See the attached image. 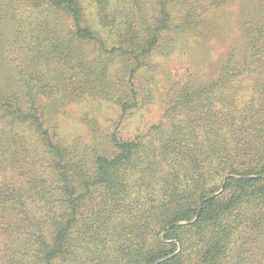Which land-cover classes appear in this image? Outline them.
Here are the masks:
<instances>
[{"label": "trees", "instance_id": "16d2710c", "mask_svg": "<svg viewBox=\"0 0 264 264\" xmlns=\"http://www.w3.org/2000/svg\"><path fill=\"white\" fill-rule=\"evenodd\" d=\"M91 1L98 23L0 0V264H264V0ZM234 3L242 49L172 84L147 135L66 144L67 98L127 113L153 53Z\"/></svg>", "mask_w": 264, "mask_h": 264}, {"label": "rangeland", "instance_id": "374dc122", "mask_svg": "<svg viewBox=\"0 0 264 264\" xmlns=\"http://www.w3.org/2000/svg\"><path fill=\"white\" fill-rule=\"evenodd\" d=\"M90 5L88 10L91 18L98 23L94 16L97 10L91 0ZM239 9L238 3L217 9L205 17L208 27L203 31L177 37V40H168V44L166 42L159 47L150 58L151 65L157 66V69L152 77L138 81L143 85L140 91H136L135 98L138 100L131 98L132 106H138L127 113H123L121 107L116 105L118 95L115 94L107 99L89 97L80 101L81 99L72 96L67 98L56 116L57 129L66 144L72 145L77 140L92 144L95 136L113 132L124 140L147 135L154 124L163 120L167 108L166 96L172 84L195 73L200 74L203 79L208 78L217 72L221 60L230 48L235 51L242 49L244 31L240 26ZM209 30L210 36L206 35ZM117 79L114 74L112 80ZM114 91L120 94L119 90ZM63 93L64 91L57 97L61 98Z\"/></svg>", "mask_w": 264, "mask_h": 264}]
</instances>
